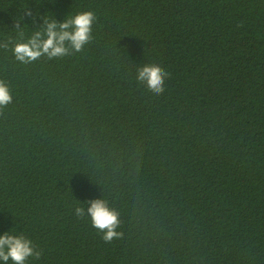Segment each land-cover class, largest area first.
Here are the masks:
<instances>
[{
	"label": "trees",
	"instance_id": "16d2710c",
	"mask_svg": "<svg viewBox=\"0 0 264 264\" xmlns=\"http://www.w3.org/2000/svg\"><path fill=\"white\" fill-rule=\"evenodd\" d=\"M83 11L81 53L0 48V235L33 241L25 264H264V0H0V43ZM101 198L112 243L74 214Z\"/></svg>",
	"mask_w": 264,
	"mask_h": 264
},
{
	"label": "clouds",
	"instance_id": "9594fccd",
	"mask_svg": "<svg viewBox=\"0 0 264 264\" xmlns=\"http://www.w3.org/2000/svg\"><path fill=\"white\" fill-rule=\"evenodd\" d=\"M32 16L29 10L26 13ZM98 17L94 11H83L71 15L62 22L45 19L41 30H36L24 40V33L19 32L20 40L14 42L10 39L0 43V48L7 50L12 44L14 58L23 64H29L47 57L49 60L62 58L84 51L85 45L93 40L92 26ZM170 73L156 63L144 64L137 67L136 81L144 84L155 95L159 96L166 90L165 81ZM13 101L12 92L8 84L0 80V110L7 107ZM85 207H76L74 214L77 218H83L86 214L91 226L102 233L101 239L105 243H112L119 239L122 233L118 231L121 221L120 213L109 206L105 199H93L85 202ZM33 257L37 260L41 252L34 246L33 241L23 234H13L11 231L0 235V262L3 264H25Z\"/></svg>",
	"mask_w": 264,
	"mask_h": 264
}]
</instances>
